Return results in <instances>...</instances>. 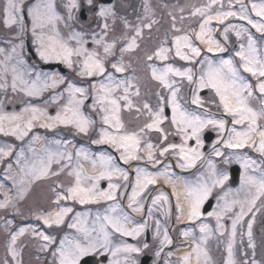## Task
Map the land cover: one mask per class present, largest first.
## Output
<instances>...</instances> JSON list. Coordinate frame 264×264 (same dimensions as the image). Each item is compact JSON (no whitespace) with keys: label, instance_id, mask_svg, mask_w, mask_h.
I'll list each match as a JSON object with an SVG mask.
<instances>
[{"label":"snow or ice","instance_id":"snow-or-ice-1","mask_svg":"<svg viewBox=\"0 0 264 264\" xmlns=\"http://www.w3.org/2000/svg\"><path fill=\"white\" fill-rule=\"evenodd\" d=\"M239 5V10H234L232 0H228V7L225 10L223 0H208V3L201 7H196L191 12L193 17L199 16L202 22L199 23V31L191 30L181 33V29L177 28L175 23L172 24L173 36L170 46L167 45V40L156 48L152 53L146 56L148 61L154 58L160 61H168L170 57L178 58L180 61H185L190 64L199 63L200 71L197 74L193 67L178 68L172 64H167L163 68H156L150 64L151 76L153 80L159 82L162 88L169 91V95L165 97L161 93H157L158 103L156 108L145 102L142 106L136 107L137 113H142L147 116L146 122L138 131L128 132L124 130V123L121 120L120 113L122 109L131 110L134 107L130 95L139 96L140 90L137 87L135 92H130L134 87L131 79L116 81L113 72L108 71L110 64L111 69L115 73H124L129 67L123 63V54L133 52L139 47L137 38L142 35V28L135 29V35L130 38H125L126 43L120 47L121 59L116 61H108L110 56L114 55L116 49V41L111 43L105 42V37L108 34L109 25L107 18L114 16L112 8L101 5L98 8L97 15L104 18L105 22L102 25L103 35L97 37L93 34L92 40L96 45L91 50L85 47L87 41L83 39V33L73 32L69 36V40L75 41V46L69 44L65 40L57 27L58 23L63 19L57 11L54 0H5V3L0 9L2 12L3 24L6 27H16L19 29L18 38L25 33H31L33 43L36 45V51L39 58L44 62L57 61L66 65L69 69L77 66L76 74L81 77H103L99 84H92L91 89L94 93L92 108L101 113L102 125L106 126L101 129L98 139L91 142L93 144H107L115 149L120 155L119 158L124 164H130L132 161L145 160L148 163L160 164L161 161L157 158L164 157L166 154H172L178 157L177 166L181 169H189L196 166L197 161L202 160L204 153L200 151L203 147V142L200 138V133L203 129L211 125L220 133L225 132L227 121L223 118H205L195 113H189L181 107L178 99L180 88L177 85L176 77L181 81L186 80L189 85H195L192 91L191 103L197 107H203V101L198 95L201 89H210L215 96L219 98V106L222 107L226 116H230L233 127L228 129L227 139H224L223 146L228 149L238 150L244 148H252L261 156H264V124L260 121L264 120V107L259 111L249 106L248 98L253 95V85L246 83L240 75L239 68L244 72L249 73L257 79L255 88L258 89L261 97H264V56L258 54L256 40L251 35L248 28L243 25L229 23L224 29V36L227 40L228 32L234 31L237 38L246 37L247 47L244 44L240 45L239 51L235 55L239 58V68L234 64L232 59H221L218 63L211 59L207 53H223L226 48L218 41L212 38L213 28L212 22L224 25L225 21L236 19L246 22L256 32L264 34V0L259 3H251V12L248 10V5L243 3V0H235ZM89 6H92L94 0H87ZM69 9V19H71V10L78 8L76 0H70L67 5ZM216 9L213 11V9ZM147 11V5H145ZM251 13L255 14L258 19H253ZM25 16L30 20V26L25 23ZM183 19V17H182ZM175 21V17H173ZM145 23L143 27L151 28L152 24ZM127 26V22L125 21ZM200 41L205 46L201 49L193 40ZM23 48V43L19 45ZM102 48V53L100 49ZM4 49H0L3 53ZM12 52H16V47L12 48ZM202 53H204L202 57ZM202 57V58H201ZM75 58V59H74ZM199 58V59H198ZM12 59L11 55H6L4 61H0V78H3L9 71L6 61ZM107 61V63H106ZM23 63V61H18ZM12 82L11 89L13 92L17 90L24 93L29 98H38L41 94L51 88H56L64 83V79L51 77L41 81L39 74L34 80H25L24 73L19 72L16 66L11 69ZM5 84H0V88H5ZM123 87V94L116 93ZM66 91L68 93L67 103L64 104L55 115H50L45 108L29 103L19 112H6L0 108V134L4 136H12L16 140L23 141L25 137L39 126L40 128L53 130L63 126L65 128L75 129L77 134L87 135L91 125L94 123L89 117H86L82 112L85 99L88 96V90L82 87H76L69 83ZM63 93L54 95L51 99L56 101L61 98ZM123 102V103H122ZM264 105V99L261 100ZM165 106H170L172 117L170 123L175 126L177 134L181 135L182 143H169L167 146L156 149L155 146L147 142L142 145L144 136L151 131H156L162 134V140L168 139V134L162 127L168 117L164 114ZM243 126L242 130H238L235 126ZM38 135L32 137L33 141L39 140ZM190 140H195V147L189 145ZM221 141H217L220 143ZM56 143H59L57 141ZM34 151V150H32ZM12 153V146L7 145L0 147V157H7ZM143 153V154H142ZM213 154L215 156H223V152L213 146ZM53 155L49 153L48 159H39L38 163L33 162L27 164L22 160L24 157L23 150L17 156L16 163L23 165L19 171L22 174L20 184L23 185L25 180L23 177H31L32 180H37L46 177L49 174L50 165L53 160ZM72 159L71 154H59L60 159ZM76 155L84 156L88 159L87 153L82 149L77 151ZM234 158L240 163L244 169V175L241 177V189L246 190L245 199H233L228 201L225 199L223 205L218 204L217 209L208 212V217H214L216 221V232L220 236H224L226 232L223 220L226 215L231 214V231L227 243V259L224 264H237L234 258V245L238 234V226L242 225L245 217L249 213H253V209L259 211L256 207L257 201H261V207H264V171L261 175L249 174V169L255 170L256 162L247 157H243L238 153H233L232 156L226 157L224 163L227 164ZM100 164L103 170L98 174L85 176L83 168L75 169L69 175L75 176L74 185L67 187L63 192H58L56 195L55 204L56 211L36 214L35 218L43 222L47 227H59L64 223L65 217L73 211L71 207L60 206L61 201H74L81 205L98 204L101 201H111L107 211L116 213L121 208L118 202L119 197L127 191L125 186L119 183L129 181V172L114 163V158L111 155L101 154L99 157ZM59 162V160H57ZM96 161H93L95 167ZM211 180H199L196 184L185 182L182 190L178 189L177 184L171 179L167 173L168 166L165 165V171L153 174L147 171L146 168L137 166L135 168V182L131 186V194L127 195V207L134 213L143 211V203L141 196L150 185H155L157 181L163 177L164 182L172 187V195L176 198V219L178 221L188 220L192 222L199 221L203 216L201 211L205 201L212 194L213 188L223 187L229 179L227 173H216L215 165L212 161H208ZM56 175L57 173H52ZM117 182H113V180ZM103 179L109 181L107 190L101 189L99 182ZM179 179V178H177ZM15 183V181H14ZM58 187H63L58 185ZM124 187V192L121 188ZM26 189H21V198ZM55 191V189H53ZM227 195V194H226ZM224 199V197H221ZM169 197L164 192H160L152 199V204L158 203L167 204ZM10 201L0 203V208H7ZM236 206L239 210L235 211ZM152 209L149 208L148 214L151 216ZM167 214V213H166ZM86 213H76L74 221L68 224V228L75 229L80 233L78 237L64 236L60 240L59 246L53 250L52 255L56 260V264H81L83 258L89 255H103L105 252H110L111 256L116 258L120 254H124L123 264H136L132 258L133 253H140L141 247L122 244L120 246L111 247V235L119 234L122 237H140L147 223H137L135 226L129 227L132 223L131 217L120 212L119 215L105 214L103 222L99 229L96 227L89 228L85 220L82 219ZM101 217L97 214V220ZM255 216L247 221V237L248 246L255 248L252 241V226ZM27 229L21 228L18 233L11 236V244L9 252L15 259L17 252L15 245L19 236L24 235ZM200 237L192 235L190 231H182L181 235L185 239L191 238L192 244L189 245L190 251L186 252L179 261V264H212L209 253L205 247L208 239L213 235L212 229L207 223L199 224ZM39 238L44 242L41 245V250L45 251L48 247L55 243L54 237L40 232ZM160 235V222L156 221V236ZM241 236L244 233H240ZM162 245L172 243L168 235L167 229L164 230L163 239L160 241ZM147 243L143 244V248H148ZM159 251L156 255L159 256ZM171 255V254H170ZM109 264H122L118 258L113 259ZM242 264H249L247 259L242 261ZM251 264H258L253 259Z\"/></svg>","mask_w":264,"mask_h":264},{"label":"rangeland","instance_id":"rangeland-1","mask_svg":"<svg viewBox=\"0 0 264 264\" xmlns=\"http://www.w3.org/2000/svg\"><path fill=\"white\" fill-rule=\"evenodd\" d=\"M248 1H249V3H248ZM248 1H247V5L250 4L248 7H251V3L253 2V0H248ZM152 2H153V0H149V7H148L147 11H145L142 15H132V16L118 15L117 20H116L117 36L112 37L111 39L105 37V42L111 43L113 40L116 41V49H115L116 53L114 52V55L110 56L108 58V61H116V60L121 59V53H120L119 49H120V47H122L126 43L125 38H130L133 35H135V29L137 27L142 28V35L137 38V43H138L139 47L137 49H135L133 52L123 54V57H122L123 63L125 65H129V67H127L126 71L124 73H115L114 70L111 69L110 64L108 67V71L113 72V74L116 78V81L131 79V82L134 85V87L132 89H130V92H135V89L137 87L140 90L139 96L130 95V99L133 101L134 107L131 110L122 109V111L120 113L121 120L125 126L124 130L128 131V132L138 131L139 128L142 127L143 124L147 120V116L145 114L136 112V107H140L142 109L143 104L145 102H147L153 107V109H155L156 105L158 103V97L156 94L159 92L162 95H164L165 97H167L169 95V91L167 89L162 88L158 81L152 79L151 68L149 67L150 64L154 65L158 69L163 68L167 64H172L178 68L193 67L194 72L197 74V76H198L199 71H200L199 63L190 64V63L185 62V61H180L178 58L170 57L168 61H160V60H157L155 58L152 61H148L146 59V56L148 54L152 53L162 43H164L165 40H167V42H168L166 46H170L171 39L173 36V29H172L173 22L175 23L177 28L181 29V33H179V34H183L184 32H189V34L192 35V33H190V32L192 29H194L196 27V25H194L192 22L195 20V18L202 20V18L199 16L193 17L191 15V12L193 11L194 8H196V6L190 4L189 1H181L180 5L179 4L165 5V8L161 11V12L166 13L164 16L161 15V13H158L155 10V8H153ZM255 2L259 3L260 0H255ZM4 3H5V0H0V5L3 6ZM187 12H188V14L186 16H183ZM249 12H251V11H249ZM169 13H174L177 15L183 13V15L182 16H176L177 21L175 22V21H173V16L168 15ZM253 14L254 13H251L252 16H253ZM182 17H183V19H182ZM160 19H163V22H159L158 20H160ZM253 19H256V18H253ZM125 21L127 22V26L125 25ZM152 21H155V23L152 24V27L150 29L143 27V25L145 23H150ZM110 22L111 21L108 19L107 23L109 24ZM200 22H202V21H200ZM243 22L244 21H242V22L236 21L233 24L243 25L244 27L249 29L251 34H252V31H254L255 33H258V32H256L255 29H252L250 25L244 24ZM74 23H75V21L73 20V18H71L70 31L67 32V38H66V40L69 42V44H71L73 46H75V41L69 40L68 38L73 32H78L77 27H74ZM191 23H192V25H191L190 29L184 27V26L189 25ZM162 24H164V25H162ZM151 31H155V34H150ZM98 32H101V33H98ZM81 33H83V39L85 41H87V42L91 41L92 43H93V40H92L93 34H96L97 37L103 35L102 28H101V31H97V32H94L93 30H91L90 32H81ZM258 34H260V33H258ZM253 37L256 40V47L258 49V54L264 56V35H254V33H253ZM149 40H151V42H149ZM225 41L228 43L227 45L229 46V48L227 47L226 49H228L229 51H225L223 53H217L215 55H213L212 53H207V55L211 59L216 61L217 63L221 59H232L234 64L239 68L240 61H239V58L235 55V53L239 49L233 50V47L235 44H237V45L244 44L245 47H247V38L241 37V41L239 42L238 40H236L235 32L230 30L228 38ZM91 46L92 47H88V43L85 44V47L89 48L90 50L92 48L96 47V45L94 43ZM100 51L102 53V48L100 49ZM6 55H8L6 51H4L3 53H0V61H4ZM203 55H204V53H202V57H203ZM12 59H13V56H12ZM11 60L6 61L7 65H8V69H9L8 73L6 75H4L3 78H0V82L2 84H5V82H6V87L0 88V96L2 95L1 100H0V108H2L4 111H6V107H7V110L9 107V111L13 112L15 109V106L17 104H19L18 105L19 111H21V109L24 108L25 106H27L29 103L37 105V106L42 107V108H45L47 111H48V109H50L52 107H53L54 111L60 110L61 107L67 103V100H68V93L66 91L67 85L69 83H71V84L80 83L81 85H83L82 88H85L88 90V96H87V99H85L84 105L82 107V112L86 117H89L94 122L91 125V127L89 129V133L87 135L83 134L81 136L80 134H76V136L79 137V139H77L76 136L74 135V133H76L75 129H73V128L67 129L63 126H60L63 128L57 127L53 130L46 129L44 131L45 137L41 133L35 134L37 127H39V126H37V127L33 128V130L29 133V135L27 137L24 138L23 141L15 140L18 142V145L16 142H14L13 138H9V141L7 144L5 142V141H7V139L2 140L0 138V140L3 142V143L0 142V147H2V146L5 147L7 145L12 146V153H11V155L7 156L8 157L7 165L11 168V171L13 169L15 172L14 178L7 179V180H11L10 182H6L2 186L0 185L1 186L0 187V203H4L6 201V198H7V200L10 201L9 205L10 204L11 205H19L20 207H18V208L22 209V212L24 215L31 216V215L43 213L47 209L51 208L54 205V203L52 201L53 197L55 198L58 192H63L64 189H66L67 187L74 185L75 176L69 175V173L75 169L81 168V164H82L83 160L87 161V162L90 161V162H92L91 164H93V161H96L100 164L99 157L101 154L110 155L109 151H107V149H105V146L109 147L108 149H110V150H115V149H113L110 145H107V144L97 145V144H93L91 142L94 139H98L100 132H101V129L103 127H106V126L102 125L101 118H100L101 113H99L98 110H94L92 108L94 93L91 89V85L92 84H99V82L103 79V77H98V76L97 77H81V76H78L76 74L77 67L75 65H74L75 66V68H74L75 75L68 77V80L65 79L58 71H54L51 73L47 72V71L34 72L32 69H28V68L25 69L24 68L25 72H23V71H21V72L24 73V79L25 80H29V81L34 80L36 78L37 74L40 75L41 81H43L45 79H49L51 77H56V78L62 77L64 79V83L60 84L59 86L56 87V88H58L57 92H55V93L50 92L51 89H53V88H51V89H48L42 93V95H41L42 97H44V95L46 94V96H45L46 100H45V103H43L41 105V104H38V103H41V101H42V100L39 101V99H38L41 96L38 98H29V97L25 96L24 93L19 91V90H17L16 92L12 91V89H11V82H12L11 69L12 68H10L11 67L10 62H12ZM106 63H107V61H106ZM21 65H22V63H21ZM239 71H240V75L244 78V81L246 83L253 85V87L255 88V85L257 84V79H256V82L254 84L253 80L249 79L250 78L249 73L244 72L242 68H239ZM175 79L177 81L176 86H178L180 88V92L178 93V99H179V102L181 104V107L183 109H185V107H190V105H192V103H191L192 91L195 88V85H189L186 80L181 81L179 77H176ZM49 82H51L50 79H49ZM203 90L207 91V93L202 96L200 94V92ZM58 93H63V96L61 98L57 99L59 101H55V102L51 103V101H49V100H52L51 98ZM116 94L122 95L123 94V87H121L120 90ZM198 95L201 97L204 106L203 107H197L196 105L192 106V109H196V111H194L193 113L200 115L202 117H205V118H216V119L223 118V119H225L227 121V124H226V130H225L226 137L224 139H227L228 129H231L233 127V125L231 124L232 118L230 116H226L224 114L222 107L219 106V98L215 96V94L212 90L207 89V88L201 89L198 92ZM29 99H31V100H29ZM262 99H264V97H261L258 89L255 88L253 90V95L248 98L249 106L252 107L253 109L259 111L261 109V107H264V105H262L261 107L258 105V102L261 103L260 100H262ZM165 107L169 108V110H170V116L168 117L167 120H165V121L169 122V121H171L172 110H171L170 106H165ZM189 113H192V112H189ZM260 123L264 124V120L260 121ZM235 127L238 130H242L243 126L237 125ZM204 130H214L216 132H219L217 129H215L211 125H209L205 129H203L202 131H204ZM40 131H38V132H40ZM66 133L72 134V135H68ZM51 134L55 137H53V136L50 137ZM31 135L32 136L38 135L40 137V139L37 141H33L32 137H30ZM65 135H67V136H65ZM92 135H93L94 139L92 138ZM220 135H222V133L219 132V136ZM148 137L149 136L147 133L144 136V139L142 140V144L148 140ZM24 141H26V143ZM57 141H59V143H56ZM90 142H91V144H89ZM85 143H86L87 148H85V145H84ZM81 149L85 153H87L88 159H85L83 155H81L79 157L76 155L77 151H79ZM245 149H249V150L245 151ZM21 150H23V152H24V157L22 158V160H24V162L27 164H31L33 162L38 163L39 159H41V158L47 160L49 153L54 154L52 163L50 165L49 174L46 177L41 178V179H37V180H32L31 177L25 176V177H23V179L25 180V183L23 185H21L19 182L22 178V174L20 173L19 169L23 165H18L16 163L17 156ZM32 150H34V151H32ZM220 150L224 154L223 155L224 160L226 157L232 156V154L234 152L240 154L243 157H247L251 160H254L256 162V165L254 166L255 170L249 169V174L256 175V173H260V175H261V172L264 171V160H263L264 158L259 156V153L258 152L256 153V151L253 150L252 148L233 150V149L225 148L223 146V143H222ZM61 153L71 154L72 159L68 160L66 158V155H65L64 159H60L59 154H61ZM221 157L222 156H219V157L218 156H212V162L215 165V169L218 168V166H217L218 164L221 165L222 162L224 163V160L223 161H217V159H219ZM57 160H59V162H57ZM165 160H168V159H165ZM233 164H237L238 166L241 167L240 163L237 162V160L234 158H232L229 163H227V164L224 163L222 166L224 168H227V166H230ZM100 166H101V164H100ZM206 166L209 168V164H207ZM169 168H170V166H168L167 169H169ZM4 170H5V168H4ZM241 172H242V174L240 175L239 185L236 188L230 187L228 190L227 197H225V199L228 201H231L233 199L243 200V199H245V197L247 195L246 190L241 189V177L244 175V169L242 167H241ZM52 173H57V174L53 175ZM169 175L175 183H176V179L178 177L180 178V175L177 173L176 174L170 173ZM14 181H15V183H14ZM102 182L105 183V185H106L104 188L102 187V185H103ZM184 182H185V180H184ZM2 183H4V181L0 182V184H2ZM108 183H109L108 180L103 179L99 182V186L101 189L107 190ZM58 185H62L63 187H58ZM22 188L26 189V191L23 194V198H21V189ZM53 189H55V191H53ZM57 189L58 190L60 189V190L56 191ZM225 199H224V202H225ZM109 205H110V201H101L98 204H85V205H81L77 202L70 201V200L69 201H61L60 206H67V207H71L73 209V211L65 217L64 223L62 224L63 227L65 228V231H66V234L63 235V237L66 235L69 237L80 236V233H77L75 229L68 228V224L72 223L74 221V217H75L76 213H78V212L79 213H86L87 215L83 216L82 219L85 220V222L87 223V226L89 228H92V227H95V225H96L95 223L97 221H95V219H97V214H99L101 219H103V216L105 214L110 215V212L107 211L109 209ZM256 207L259 208V211H256V209H253V213H249L245 217L246 221L251 220L253 217V214H254V216H262V217L264 216V209L261 208V206L259 207L258 203H257ZM49 210L54 212L58 209L56 206L55 208L49 209ZM234 210L238 211L239 206H236V208ZM13 212L14 211H10L9 208H0V264H5L4 263L5 258L3 256L4 254H6V258H9L11 260V263L19 264V262H20L19 253L21 250V243L20 242L24 238L31 239V242L27 244V248H32V247L37 248V250L39 252V256H38L37 260L33 259V262H37V264H39V263L48 264L49 263L48 260H51L53 258L52 262H54L56 264V260L53 256H52V258H48L47 252L41 250V245L44 242L39 238L38 234L40 232H43L46 234V231L50 230V227L45 226L43 224V222L40 220L33 222V223L31 222L30 226L22 225L21 223H23V222L20 223L21 227L19 229L15 230L14 234L18 233L21 228H25V229H27V231L25 232L24 235H21L18 237L16 245H15V250L17 252V256L15 257V259L12 257L11 253L9 252V245L11 244V236H12V235H10L9 230L14 225L13 219H12V216H13L12 213ZM229 215H230V221H231V214H229ZM228 236L229 235L224 236V238H222V239H220V238L215 239L218 241L219 246H223V251H225L227 248V243H228V239H229ZM244 244H247L246 249H248L249 251H253V248H250L248 246L247 234L243 238L242 242H241V239L238 237L236 239V242L234 245V258L237 261V264H242V261L245 259H247L249 261V264H251V261L254 259L253 253H249V255H251L250 258L244 256L241 253L243 250H241L240 247L242 248V245H244ZM226 253H227V251H226ZM226 256H227V254H226ZM6 264H8V261L6 262Z\"/></svg>","mask_w":264,"mask_h":264},{"label":"flooded vegetation","instance_id":"flooded-vegetation-1","mask_svg":"<svg viewBox=\"0 0 264 264\" xmlns=\"http://www.w3.org/2000/svg\"><path fill=\"white\" fill-rule=\"evenodd\" d=\"M181 1H189L190 4L195 5L196 7L204 6L208 3V0H153L152 6L158 13L161 15H165V12H161L165 5H173V4H181ZM34 2V0H33ZM56 4V11L57 13L63 17V19L58 23L57 27L61 33V36L66 40L67 32L70 31V21L69 19V9L67 5L70 3V0H54ZM78 4V8L71 10V16L75 21L74 27H77L78 32H90L93 30L94 32L101 31L102 25L105 22L104 18H101L97 15L98 8L103 5L105 7H110L113 9L115 15L109 16L111 22L108 24V34L107 38L111 39L112 37L117 36V16H132V15H142L145 10V5H147V9L149 7V0H94L92 6H89L87 0H76ZM234 5V10L239 8V5L236 4L235 0H232ZM244 3V0H243ZM225 10L228 7V0H223ZM4 5V4H3ZM2 5H0V9H2ZM160 8V9H159ZM216 9L214 8L213 11ZM188 12L183 15L182 14H174L169 13V16L175 17V22L177 21L176 16H186ZM113 21V22H112ZM159 22H163V19L158 20ZM199 19H196L192 22L194 25H198L200 23ZM25 23L30 26V20L25 16ZM191 24L186 25L184 27L191 28ZM76 24V25H75ZM229 24V21H225L224 25L218 24L216 25L218 28H223ZM164 25V24H162ZM190 26V27H189ZM196 28V27H195ZM194 28V29H195ZM18 31L19 29L14 27H6L3 24L2 12H0V49H4L8 55L13 56V59L10 62V68L12 66H16L18 71L25 72V69H32L34 72H43L47 71L43 68L48 64H58L59 67L56 68L54 71H58L65 79L68 80V77L75 75V66L72 69H69L63 63L57 61H50L44 62L39 58V55L36 51V45L33 43L32 36L30 31L25 33L22 37L18 38ZM101 33V32H98ZM97 33V34H98ZM191 33V32H190ZM150 34H155V31H151ZM23 43V48L21 49L19 45ZM110 42V41H109ZM151 42V40H149ZM88 47H92L93 43L88 41ZM16 47V52H12V48ZM116 53V52H115ZM18 61H23L18 63ZM77 67V66H76ZM25 68V69H24ZM54 71H47V72H54ZM0 84H2L0 82ZM3 91V90H2ZM1 91V92H2ZM2 96V95H1ZM0 96V100H1ZM7 108V107H6ZM16 108V106H15ZM166 108V107H165ZM9 109V107H8ZM187 112H194L196 109H188L185 107ZM165 111V110H164ZM162 127L164 131L168 134V139L166 141L162 140V134L156 131L148 132V140L145 143L150 142L152 143L156 149L161 147L167 146L169 143H176L181 144L182 138L181 135L177 134L175 126H173L170 121H164ZM204 133L205 130L200 133V138L203 142V147L200 149L204 153L203 159L197 161L196 166L189 169H180L177 166L178 157L172 154H166L164 157H159L158 151L156 153L157 158L161 161L160 164H152L148 163L145 160L140 161H132L130 164H124L123 161L119 158V153L116 150H109L110 155L114 158V163L127 170L129 172V181L126 183L122 180L119 183L122 186H125L127 191L124 195L119 197L118 202L121 205V208L117 210L116 213H111L110 215H119L121 211L127 213L131 217L132 223L129 227L135 226L137 223H147V227L144 233L138 238L132 237H122L119 234L113 233L110 237L111 239V247L120 246L122 244H131L142 248L140 253H133L132 258L135 259L136 264H179L180 257H177L175 252L183 250L185 253L190 251L189 245L192 244L191 238L185 239L182 235V231H190L193 236L199 238L201 233L199 232V224L200 223H207L209 227L213 231V235L208 239L207 244L205 245L209 256L211 258L212 264H224V261L227 259L226 250L223 251V246H219V243L215 239H222L224 236L230 234L231 231V221L230 215H226L223 223L226 228V232L224 236H220L218 232H216V221L214 217H208L207 213L212 212L213 210L217 209L218 204L223 205L224 199L227 197L228 190L230 188L229 179L225 182L223 187L217 186L213 188L212 194L209 196L208 200L205 201L201 211L203 216L199 221L192 222L186 221L184 223H178L176 219L178 213L176 212L175 204L176 198L172 195V189L170 188V184L164 182L163 177H161L155 185H150L145 192L141 196V202L143 203V211L140 213H134L127 207V195L131 194V186L135 182V168L137 166L146 168L148 172L157 174L160 172L165 171V165L170 166L167 169L168 174H179L182 177L183 183L188 182L191 184H196L199 180H211V173L209 168L206 166L208 161H212L213 154V146L215 145L214 141H217L219 137V132L214 130L209 131V138L211 141L209 143H205L204 140ZM143 143V144H145ZM189 145L195 147V140H190ZM142 144V145H143ZM218 148L219 146H216ZM143 154V153H142ZM168 159V160H165ZM224 156L217 159V161H223ZM217 165L216 173H227L229 176V167L224 168L222 165ZM178 168V169H177ZM170 176V175H169ZM185 180V182H184ZM113 182H117L114 178ZM121 192H124V187L121 188ZM160 192H164L168 195L169 201L167 204L158 203L156 205L152 204V199L157 196ZM224 197V199H221ZM113 202L110 201V204ZM210 205V206H208ZM149 208L152 209L151 216L149 217L148 210ZM12 209V207H10ZM167 213V214H166ZM15 217L18 215L13 213ZM19 221H30L32 222V218L20 216ZM95 227L98 229L103 222V219L97 220ZM156 221L160 222V235L156 236ZM14 224V222H13ZM167 229L168 235L172 240L170 244L162 245L160 241L163 239L164 230ZM244 233L243 236L240 233ZM247 233V221L244 219L242 225L238 226V234L236 239L239 237L241 242L243 238L246 236ZM66 234L65 228L63 225L59 227L52 226L49 230V236L54 237L55 243L51 244L47 250L48 258H52V252L59 246V242L63 239V235ZM229 238V236H228ZM29 241V242H28ZM252 241L255 245L253 251H249L246 249L247 244L242 245L241 253L249 257V253L254 254V259L258 262V264H264V217L262 216H255L252 226ZM31 242V239L24 238L21 243V250L19 253V264H37V262H33V259L38 258L39 252L37 248H27V244ZM147 243L149 245L148 248L144 249L143 244ZM245 249V250H244ZM157 251H159V256L156 255ZM222 251V252H221ZM171 254V255H170ZM5 260L4 263L8 261V264L11 263L9 258H6V254L3 255ZM97 257L96 264H109V262L113 259H120L123 264L124 254H120L118 257L114 258L111 256L110 252H105L103 255H95ZM226 256V257H225ZM53 259V258H52ZM51 260H48V264H55ZM42 264V263H39Z\"/></svg>","mask_w":264,"mask_h":264},{"label":"bare ground","instance_id":"bare-ground-1","mask_svg":"<svg viewBox=\"0 0 264 264\" xmlns=\"http://www.w3.org/2000/svg\"><path fill=\"white\" fill-rule=\"evenodd\" d=\"M199 42V44L203 47V49L205 48V46L203 45V44H201L200 43V41H198ZM82 165H83V167H84V169H85V171H86V173L88 174V175H93V174H97V173H99V171L101 170V166H99V165H95V167L93 166V164H91V163H89V162H87V161H82ZM15 172H14V170L12 169V172H7L6 173V177L8 178V179H12V178H14V174ZM176 184H177V186H178V189H181L182 190V188H183V183H182V181H181V179H178L177 181H176ZM171 186V185H170ZM171 189H172V187H170ZM187 220L185 219V220H181V221H178V223H184V222H186ZM175 254H176V256L177 257H182L184 254H185V252L183 251V250H181V251H176L175 252Z\"/></svg>","mask_w":264,"mask_h":264},{"label":"water","instance_id":"water-1","mask_svg":"<svg viewBox=\"0 0 264 264\" xmlns=\"http://www.w3.org/2000/svg\"><path fill=\"white\" fill-rule=\"evenodd\" d=\"M59 67L58 64H48L46 66H43L44 69L54 70L55 68ZM166 114H169V111H166ZM206 141H210V139H206ZM238 175H239V168L237 166H234L231 168V182L233 184H236L238 181ZM81 264H96V258L93 256H88L83 258Z\"/></svg>","mask_w":264,"mask_h":264}]
</instances>
